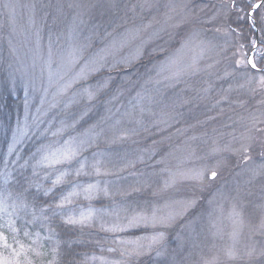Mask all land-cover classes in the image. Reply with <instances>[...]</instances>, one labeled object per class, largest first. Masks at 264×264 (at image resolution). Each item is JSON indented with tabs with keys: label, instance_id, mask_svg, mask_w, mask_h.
Wrapping results in <instances>:
<instances>
[{
	"label": "rangeland",
	"instance_id": "374dc122",
	"mask_svg": "<svg viewBox=\"0 0 264 264\" xmlns=\"http://www.w3.org/2000/svg\"><path fill=\"white\" fill-rule=\"evenodd\" d=\"M85 2L0 0V82L5 81L1 69L6 66L11 97L23 98L19 126L26 130L28 123L41 125L47 113L61 105L69 108L81 97L91 104V99L103 97L111 83L121 79L117 70L158 56L147 73L160 80L157 89L164 93L149 100L150 111L142 113L143 118L158 119L144 126L145 136L155 140L142 154L159 166L163 180L154 174L141 177L142 181L122 179L121 202L111 210L97 212L93 207L91 199L108 196L102 184L96 183L75 187L62 204L64 219L75 221L72 224L99 229L98 224L118 225L105 227L115 234L112 244L99 243L103 253L89 263L264 264V111L250 112L249 100L264 91V82L262 76L237 69L251 68L248 61L255 63L256 56L220 51L217 42L223 38L230 43L231 38L218 33L209 36L202 25L218 27L221 13L196 21L189 0H96V6L89 7ZM93 18L97 26L91 23L89 28ZM104 70L113 73L92 91L98 93L85 91L78 97L62 98L86 77ZM126 76L122 78L128 81H122L132 88L134 82ZM182 87L193 91L192 98L181 97L169 104L162 101ZM140 100L136 93L127 103L129 116ZM254 105L264 107V100ZM121 106V117H125ZM107 112L105 123L117 120L111 108ZM183 117L187 125L177 126ZM57 134L55 130L52 136ZM119 135L115 142L121 139ZM224 137L228 138L226 146L220 145ZM20 141L16 131L13 151ZM74 147L67 140L44 151L41 169L69 164L50 166L44 156L51 159L54 152H77ZM81 165L78 171L87 173ZM97 170L96 176L103 175ZM213 172L216 176L210 179ZM62 173L59 170L56 180L62 181ZM132 185L135 190L130 193L157 190L139 200L132 196L137 193L127 191ZM75 198L86 200L87 205H74ZM141 230L140 236L126 235Z\"/></svg>",
	"mask_w": 264,
	"mask_h": 264
},
{
	"label": "trees",
	"instance_id": "16d2710c",
	"mask_svg": "<svg viewBox=\"0 0 264 264\" xmlns=\"http://www.w3.org/2000/svg\"><path fill=\"white\" fill-rule=\"evenodd\" d=\"M189 1V11L193 12L194 19L197 18L196 21H200V18L205 20L212 13H221L218 27H213L210 24L202 25L206 34L212 36L214 33L215 35L218 33V35L229 36L232 40L230 43L223 38L217 42V37L214 35V41L219 45L220 51H227V55H231L234 51H239L247 56L255 55L258 71L247 66L237 69L242 73L264 77V0ZM85 3L88 7L96 6V0H86ZM257 4H260V7L255 9ZM95 22L96 19L93 18L87 26L90 28L93 26L91 23ZM97 23L94 27L97 26ZM86 32H88L87 28ZM87 52L91 53V51ZM153 57L143 59L123 71L117 70L116 74L119 76L121 73L119 76L121 79H116V83L115 81L111 83L110 90L101 94L103 97L99 95L95 100L91 99V104L81 97L69 108L61 105L60 109L48 112L41 125L34 122V124L28 123L26 130L19 126L22 124V122L19 123V119L23 120L24 115L23 107L19 106V104H23V98L20 96L13 100L12 93L8 91V84H6L7 79H5L4 73L6 66L1 69V78L5 81L0 82V193L7 197L9 206L13 203L19 204L21 201L27 204V208L20 212L23 219H17L15 216L12 218L15 220V226L21 229L18 234L19 239L25 245H30L35 252L41 253L36 256L34 252H29V259L33 261V264H90L89 261L91 262L94 255L103 253L99 250V243L102 246L112 244L115 234L106 232L105 227H118V225L107 223L98 224L101 229L92 226V228H85L64 219L62 204L75 187L91 183L99 184V186L102 184V189L107 192L108 196L104 197L100 194V196L91 199L93 207L97 212H100L106 208L111 210L120 204L123 191L122 179H129V182L139 178L138 180L142 181L145 178L141 179V177L154 174L156 178L163 180L159 166L149 163L147 155L142 154L144 148L149 147L155 140L153 136V138L145 136L144 126L158 121L154 118H143L142 113L148 109L150 111L149 100L155 101L159 94L163 95L164 93L157 89L158 85H161L160 80L155 76L152 78L147 73L149 65L158 60V56ZM112 73L110 70H104L98 74L90 75L75 85L69 91L70 93L62 98L67 100L70 99V96L78 97L85 91L98 93L92 91L105 83V78L108 79ZM123 74H127L126 77H131L130 80L134 82L132 88L127 83H123L122 80L128 81L127 78H122ZM115 89L119 91L117 92ZM118 93L119 95H117ZM136 93L141 97L140 104L137 110L134 108L129 116L128 106H125L127 103L129 104ZM182 93H184V97ZM192 94L193 91L184 90L182 87L179 93L169 98L165 96L162 101L169 104L172 101L181 100V97L182 100L185 97L192 98ZM256 94L254 98L249 99L253 105L250 112L261 113L264 111V107L256 106L254 103L264 100V91H259L257 96ZM121 104L124 107L122 116L125 117H121ZM108 107L114 111L113 113H117L118 117H115L117 120L105 123L104 118L108 115ZM245 109L246 106H243L240 110L244 112ZM40 115L42 113H39L37 117ZM119 118H124L121 119V129H118ZM39 121L41 120L37 122ZM187 123L183 117L177 126L187 125ZM17 126L19 127L16 129ZM246 127L248 126L246 125ZM15 130L18 132V138L20 137L22 141L14 151L9 153ZM55 130L60 134L53 137ZM119 133H121V139L115 142V139L120 136ZM67 140H71L75 146L74 149L77 151L75 159H72L71 163L67 165L51 170L41 169L42 153L50 148H57ZM227 144L228 138L224 137L220 145L226 146ZM82 163L84 164L83 170L86 169L87 173L78 171L79 165ZM94 168L96 171H98L97 169L102 170L103 175L96 176ZM59 170H62L64 175L61 174L62 181L56 183V175ZM128 173L129 177H127ZM134 185L131 188L127 187L129 193L132 189L135 190ZM155 186L159 185L155 184ZM154 190L157 189L154 188ZM154 190H140L141 192H133L137 194L132 196H136L139 200L145 199L149 194L155 192ZM76 199H73L74 205L79 203L87 205L86 200L78 202ZM8 211L11 212L12 208L9 207ZM7 219V216L0 219V224L5 223ZM25 230L30 233L27 237L23 235ZM5 231L8 230L5 229ZM141 232L143 230L129 232L126 235L140 236ZM117 253L121 255L120 250Z\"/></svg>",
	"mask_w": 264,
	"mask_h": 264
},
{
	"label": "snow or ice",
	"instance_id": "6c2138e0",
	"mask_svg": "<svg viewBox=\"0 0 264 264\" xmlns=\"http://www.w3.org/2000/svg\"><path fill=\"white\" fill-rule=\"evenodd\" d=\"M256 8H259L260 5H255ZM253 69L257 68L256 63L251 59L248 61ZM261 81L264 82V77H261ZM13 151V148L9 147V153ZM77 153L72 151L63 152L59 155L57 153H51V159L49 155H45L44 159L49 161L50 166L62 163H70L72 159L75 158ZM83 167V165H81ZM79 174V173H78ZM64 175V173H62ZM212 178H215L216 173L211 174ZM60 182V177L57 178L56 183ZM11 194L9 193V196ZM11 207L12 211L9 212L8 208ZM27 208V204L21 201L19 204L13 203L11 206L7 204V197L3 193H0V219L7 216L8 219L5 223L0 224V264H33V261L29 259V252H34L36 256L41 255L30 245H25L18 237L20 228L15 226V220L12 218L15 216L17 219H23L20 216V212ZM75 221L69 220V223H74ZM5 229L8 231L6 232ZM24 236H29L28 231L23 232ZM23 258V259H22Z\"/></svg>",
	"mask_w": 264,
	"mask_h": 264
},
{
	"label": "water",
	"instance_id": "95a60500",
	"mask_svg": "<svg viewBox=\"0 0 264 264\" xmlns=\"http://www.w3.org/2000/svg\"><path fill=\"white\" fill-rule=\"evenodd\" d=\"M210 178L213 179L212 176Z\"/></svg>",
	"mask_w": 264,
	"mask_h": 264
}]
</instances>
